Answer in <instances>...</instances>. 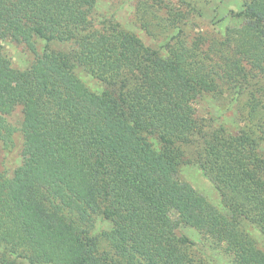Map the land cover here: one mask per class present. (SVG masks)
I'll use <instances>...</instances> for the list:
<instances>
[{
  "label": "trees",
  "instance_id": "obj_1",
  "mask_svg": "<svg viewBox=\"0 0 264 264\" xmlns=\"http://www.w3.org/2000/svg\"><path fill=\"white\" fill-rule=\"evenodd\" d=\"M155 5L139 0L135 14L153 36L178 22L166 54L116 22L96 26L95 0H0V39L35 53L18 69L0 52V264H196L180 224L223 244L233 264H264L251 232L264 239V0L189 41L186 14ZM37 39L69 47L38 53ZM77 67L108 87L90 90ZM225 91L250 131H205L193 103ZM17 106L22 162L10 173L4 116ZM192 142L223 209L177 177ZM97 213L110 231L95 233Z\"/></svg>",
  "mask_w": 264,
  "mask_h": 264
},
{
  "label": "rangeland",
  "instance_id": "obj_2",
  "mask_svg": "<svg viewBox=\"0 0 264 264\" xmlns=\"http://www.w3.org/2000/svg\"><path fill=\"white\" fill-rule=\"evenodd\" d=\"M139 0H95L92 20L96 26L103 23L116 22L123 29L137 35L144 45L159 49L162 54L167 52V42L171 36L178 31V22L168 32L163 31L156 35H150L143 29L136 18V7ZM144 1V0H140ZM156 3V12L161 16L164 14L185 13L184 23H179L182 33L187 40L193 39L196 35L205 34L208 31L220 32L226 25L237 26L239 21L230 18L231 13L239 12L247 0H147ZM158 30V29H157ZM56 50H67L68 45L51 42L46 46L45 41L36 40V51L42 53L45 48ZM0 52L9 60L14 68L25 69L35 58V53L30 51L23 43L16 42L9 38L0 39ZM81 81L92 91L102 92L106 88L103 81L92 76L81 67L74 70ZM108 87V86H107ZM196 114L205 125L207 133L215 129L223 128L227 132L237 133L238 131H250L246 119L242 117V105L230 101L228 91L224 93H202L194 101ZM8 126L15 130L13 143H9L5 154L4 163L13 169L21 164L22 155L18 147L19 129L22 125L21 107L17 106L10 114L4 116ZM201 141V140H200ZM201 143L192 142L184 144L181 148L184 151V161L180 165L177 177L181 181L188 182L206 200L219 209L222 208L220 196L212 181L205 175L198 165V153L202 151ZM260 150L264 153V141L261 142ZM0 169L3 165L0 163ZM175 217V215H174ZM94 231L101 234L103 231L111 230V222L104 219L99 213L94 215ZM258 244H264L260 234L251 230ZM177 234L186 236L190 243L187 246L189 253L193 256L196 264H233L231 254L226 251L223 244L213 240L201 230L186 224L177 227ZM2 248L0 247V253Z\"/></svg>",
  "mask_w": 264,
  "mask_h": 264
}]
</instances>
